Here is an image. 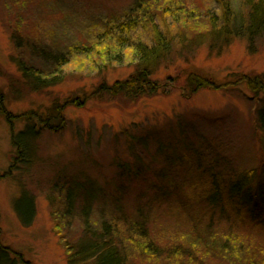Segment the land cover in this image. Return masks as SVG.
I'll return each mask as SVG.
<instances>
[{"label":"rangeland","instance_id":"obj_1","mask_svg":"<svg viewBox=\"0 0 264 264\" xmlns=\"http://www.w3.org/2000/svg\"><path fill=\"white\" fill-rule=\"evenodd\" d=\"M215 1L0 0V100L9 113L20 117L14 123L15 135L28 127L22 118L28 112L46 110L54 101L65 103L68 98H80L102 82L112 85L135 72L133 57L125 54L121 63L111 66V71L102 77L97 74L99 65L81 54L72 57L69 65L61 69L58 86L31 91L18 67L22 53L30 59L37 55L28 46L37 44L41 49L66 53L71 47L82 46L89 33L97 31L103 21L124 17L139 4H151L162 10L166 6L174 12L180 8L188 13H202L214 9ZM227 2L230 0L222 3L225 6ZM216 5L221 7L219 2ZM231 11L235 21L243 22L248 8L240 0H232ZM201 23L198 25L203 29L195 25L191 32L195 36L186 37L180 57L169 61L173 62L172 68L166 71L163 66L152 80L162 84L185 69L202 71L222 82L264 74V36L255 38L253 47L245 36H233L220 49L212 46L211 37L202 43L197 41L206 27L205 22ZM14 37L20 38L21 51L16 48ZM182 81L183 77H178V82ZM238 87L228 91L201 90L186 99L179 92L168 90L169 87L133 102L92 101L80 109L67 107L66 125L61 131L38 134L31 165L20 170L14 168L9 179L0 180V228L5 244L23 254L30 264H67L66 249L54 229L48 197L67 192V186L74 180L81 191L87 186L92 188L93 201L88 214H82L83 195L79 194L73 215H63V233L69 242L79 239L86 228L98 229L121 216H139L148 220L152 238L160 247L184 243L183 239L198 223L202 231L199 233L209 240L218 234L228 253L231 247L239 249L241 261L249 256L253 264H264L263 228L216 212L202 213L196 189L179 190L172 202L160 204L153 203L149 190L166 168L170 169L172 179L184 180L182 185L186 186L190 179H197L199 165L212 166L228 178L264 161V112L258 127L252 94L245 85ZM12 138L9 122L0 117V177L15 158ZM191 149L192 154L201 157L200 164L184 161L185 168L171 166L169 158L190 156ZM25 195L33 204V215L25 213L26 217L21 219L16 202ZM26 206L23 205V210ZM229 255L224 264H231Z\"/></svg>","mask_w":264,"mask_h":264},{"label":"trees","instance_id":"obj_2","mask_svg":"<svg viewBox=\"0 0 264 264\" xmlns=\"http://www.w3.org/2000/svg\"><path fill=\"white\" fill-rule=\"evenodd\" d=\"M216 1L221 7L216 5ZM216 1L213 4L214 9L203 10L202 13L198 11L188 13L180 8L176 13L166 6L162 10V7L153 8L151 4H139L129 10L124 17L103 21L105 23L102 22L97 31L89 33L82 46L71 47L66 53L58 54L52 50L41 49L37 44L28 46L37 55L33 54L34 57L30 59L22 53L18 67L26 87L31 91H42L58 86L62 79L58 76L61 69L69 65L72 57L81 54L95 65H99L97 74L102 77L111 71V66L121 63L125 54L133 57L135 72L126 80L112 85L102 82L84 95L81 94L80 98L74 96L66 99L65 103L54 101L46 110L28 112L22 117L27 121L28 127L18 135L14 133V123L20 117L9 113L3 100H0V117H4L10 124L13 133L12 147L15 152L12 166L0 180L9 179L11 173L15 171L14 168L20 170L22 166L31 165L32 159L35 160L34 143L37 142L38 134L47 130L54 133L61 131L66 125L67 107L80 109L92 101L133 102L144 95L151 96L158 94L159 90L166 91L169 87L168 90L179 92L181 97L186 99L201 90L228 91L243 84L252 94L257 114L256 125L259 127L264 112V108H261L264 105V74L243 75L233 81L222 82L202 71L185 69V72L179 71L175 78L170 77L165 83L161 84L157 79L152 80L163 66L166 71L172 68L173 62L169 61L177 59L180 57L178 55L183 53L180 49L185 44L188 34L193 33L192 28L195 25L203 29V26L198 25L201 22H205L206 27L199 33L200 37L196 36L199 37L197 41L202 43L205 38L211 37L212 46L220 49L227 45L233 36H245L252 47L255 38L264 36V0H240L243 7L245 5L248 8L247 17L243 22L235 21L231 11L232 0L225 6L222 3L224 0ZM205 15L207 17H204ZM193 35L195 36V34L189 36ZM14 42L19 49L22 43L20 38L14 37ZM178 77H183L184 81L178 82ZM13 89L18 95L19 90L16 87ZM186 152L187 150L184 151ZM192 153L194 150L190 156L182 154L169 158V161H172L171 166L185 168L184 161L200 164L201 157ZM198 168L200 172L196 174L197 179L189 177L186 186L182 185L184 180L171 178L169 168L162 171L159 178L149 186V190H152L153 203L172 202V198L181 192L179 190L196 189L200 195L202 213L216 212L222 216L228 215L229 219L238 218L240 222H248L256 228L264 229V161L249 171L228 178L221 172H216L212 166L199 165ZM79 194L81 197L83 195L81 213L87 215L93 201V190L88 186L81 191L73 180L67 186V192L61 191L48 197L52 207L54 229L66 249L67 264H224L228 260L227 254H230L231 264H253L249 256L241 261L239 249L231 247L228 253L225 241L218 234L212 235L210 240L207 236H202L198 223L194 229L192 228V233L183 239L184 243L180 242L174 246H158L152 238L148 220L130 215L105 222L98 229L86 228L79 239L69 242L63 233L65 224L62 223V218L64 214L73 215L75 203L80 198ZM56 196L59 197L58 200ZM56 200L60 203L57 204ZM24 203L27 205L26 210H23ZM32 205L26 195L17 200L16 210L21 219L25 218L27 213L33 215ZM205 234L209 233H203ZM0 264H30L23 254L5 244L1 228Z\"/></svg>","mask_w":264,"mask_h":264}]
</instances>
